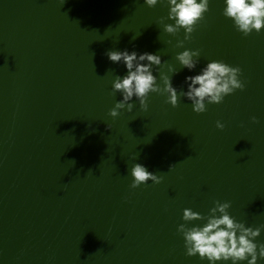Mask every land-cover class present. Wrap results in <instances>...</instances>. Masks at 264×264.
<instances>
[{"label": "water", "instance_id": "95a60500", "mask_svg": "<svg viewBox=\"0 0 264 264\" xmlns=\"http://www.w3.org/2000/svg\"><path fill=\"white\" fill-rule=\"evenodd\" d=\"M223 7L211 0L184 42L199 63L172 84L186 91V76L223 60L241 68L244 89L201 114L186 97L172 107L151 93L147 111L134 97L112 118L122 95L111 83L126 69L107 51L180 68L184 33L163 31L166 4L0 0V264H202L177 227L185 208L207 215L217 200L264 243V31L244 36ZM133 163L161 182L131 188Z\"/></svg>", "mask_w": 264, "mask_h": 264}, {"label": "clouds", "instance_id": "9594fccd", "mask_svg": "<svg viewBox=\"0 0 264 264\" xmlns=\"http://www.w3.org/2000/svg\"><path fill=\"white\" fill-rule=\"evenodd\" d=\"M210 2L211 0H143L149 8L166 4L167 17H161L159 24L163 25L165 33L172 36L183 30L184 37L176 41V48H184V42L191 39L197 24L210 11ZM223 4L222 14L232 20L236 31L244 36L253 31H264V0H223ZM165 20L172 23H165ZM168 44H172V41L169 40ZM200 55L198 49L184 48L175 56L180 65L177 69L172 64L162 62L159 54L138 53L128 49L107 51L109 61L122 63L126 69L125 75H115L112 80L113 92H119L122 99L114 103L109 115L116 118L122 110L131 113L135 107L131 102L134 97L139 101L140 108L147 111L151 93L166 95V103L172 107L178 106L180 97H186L191 101L192 110L201 114L207 111L208 104H220L225 97L244 89L245 84L240 79L241 68L233 67L223 60H211L198 74L186 76V91L174 87L172 77L184 68L193 71L199 63ZM162 67H166L167 71H161ZM252 120L256 122V117H252ZM216 127L223 130L225 125L218 120ZM135 158L134 156L133 159ZM130 176V187L133 189L148 181L159 184L162 180L161 176L150 172L141 163L132 164ZM230 207V202L217 200L207 215L191 208L183 210L182 220L185 223L179 224L177 231L183 236L185 254L188 257H198L202 264H259L260 260H264V243L256 242L262 228L246 226L244 222L237 221L230 214ZM193 221L202 223L189 227L188 224Z\"/></svg>", "mask_w": 264, "mask_h": 264}]
</instances>
